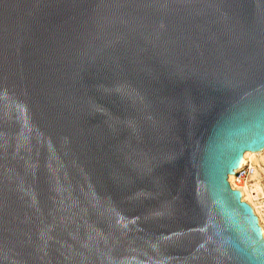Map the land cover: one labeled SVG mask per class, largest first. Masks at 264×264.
Returning a JSON list of instances; mask_svg holds the SVG:
<instances>
[{
	"label": "water",
	"instance_id": "95a60500",
	"mask_svg": "<svg viewBox=\"0 0 264 264\" xmlns=\"http://www.w3.org/2000/svg\"><path fill=\"white\" fill-rule=\"evenodd\" d=\"M263 150L264 0H0V264H264Z\"/></svg>",
	"mask_w": 264,
	"mask_h": 264
},
{
	"label": "built area",
	"instance_id": "2783aa9c",
	"mask_svg": "<svg viewBox=\"0 0 264 264\" xmlns=\"http://www.w3.org/2000/svg\"><path fill=\"white\" fill-rule=\"evenodd\" d=\"M228 183L232 190L240 192L241 200L253 209L259 225L264 226V150L257 157H246Z\"/></svg>",
	"mask_w": 264,
	"mask_h": 264
},
{
	"label": "bare ground",
	"instance_id": "6f19581e",
	"mask_svg": "<svg viewBox=\"0 0 264 264\" xmlns=\"http://www.w3.org/2000/svg\"><path fill=\"white\" fill-rule=\"evenodd\" d=\"M261 153H262V151H261V152H258V153L246 152V153L243 155L240 164L243 163V161H244V159H245L246 157H257V156L260 155ZM231 176H232V175H230V176L228 177L229 180L231 179ZM260 228H261V231H262V235H263V237H264V226L261 225Z\"/></svg>",
	"mask_w": 264,
	"mask_h": 264
}]
</instances>
